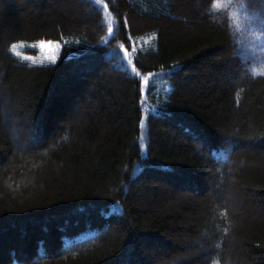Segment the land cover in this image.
<instances>
[{
	"label": "trees",
	"instance_id": "16d2710c",
	"mask_svg": "<svg viewBox=\"0 0 264 264\" xmlns=\"http://www.w3.org/2000/svg\"><path fill=\"white\" fill-rule=\"evenodd\" d=\"M0 264H264V0H0Z\"/></svg>",
	"mask_w": 264,
	"mask_h": 264
},
{
	"label": "rangeland",
	"instance_id": "374dc122",
	"mask_svg": "<svg viewBox=\"0 0 264 264\" xmlns=\"http://www.w3.org/2000/svg\"><path fill=\"white\" fill-rule=\"evenodd\" d=\"M43 42V43H41ZM11 53L22 62L35 65L53 64L57 61L60 52V45L53 41H39L36 43H18L10 48ZM143 110H147L143 100ZM142 153H145L144 145L141 146ZM195 247L200 246L195 242ZM200 252L206 254V249L200 248ZM199 254V253H198Z\"/></svg>",
	"mask_w": 264,
	"mask_h": 264
},
{
	"label": "snow or ice",
	"instance_id": "6c2138e0",
	"mask_svg": "<svg viewBox=\"0 0 264 264\" xmlns=\"http://www.w3.org/2000/svg\"><path fill=\"white\" fill-rule=\"evenodd\" d=\"M97 2H98V0H97ZM125 23H126V19H125ZM109 31H111V29H109ZM41 43H43V42H41Z\"/></svg>",
	"mask_w": 264,
	"mask_h": 264
}]
</instances>
